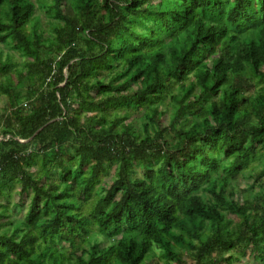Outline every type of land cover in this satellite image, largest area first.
<instances>
[{"label": "trees", "instance_id": "1", "mask_svg": "<svg viewBox=\"0 0 264 264\" xmlns=\"http://www.w3.org/2000/svg\"><path fill=\"white\" fill-rule=\"evenodd\" d=\"M0 44V264H264V0H0Z\"/></svg>", "mask_w": 264, "mask_h": 264}, {"label": "rangeland", "instance_id": "2", "mask_svg": "<svg viewBox=\"0 0 264 264\" xmlns=\"http://www.w3.org/2000/svg\"><path fill=\"white\" fill-rule=\"evenodd\" d=\"M42 11H39V13H41ZM43 13V12H42ZM0 52L2 53V56L3 58H5V56L7 55L8 52H10V48L8 47V45H5V44H0ZM14 58L17 59V61H21L22 60V57L16 52L14 54ZM5 102H6V97H0V106H4L5 105ZM132 120H133V124L135 127H138L140 128V125H141V121L143 120L142 118V114L141 112H137V111H132ZM168 114H166L164 116V122L167 123L168 122ZM259 160H256L255 161V164L257 165L256 167V170L257 169H260L262 166H260L261 164H259ZM252 171L254 172V170L252 169ZM53 172L56 173L57 172V168H53ZM113 173V172H112ZM249 173V172H248ZM247 173V174H248ZM138 175H140V168H138ZM109 179V176L105 177L103 181H106ZM240 188L243 189L245 187H249L250 183H251V178L248 177V176H245V177H242L241 180H240ZM98 186H96L97 188ZM259 189V186H255V190ZM17 196L16 192L14 191V198L15 199ZM26 206L27 204L23 207V208H18V207H15V211L17 212V214L19 215H23L26 211ZM90 240L91 241H94V240H97L99 242H101L102 244L104 243H107L109 241H111L112 239H106V237L102 234H100L97 230L96 227H94L92 230H91V233H90ZM187 264H193V260L188 258V261H187ZM234 264H262L261 262L259 261H255L253 258L251 257H245V258H242V259H239V260H236L234 262Z\"/></svg>", "mask_w": 264, "mask_h": 264}, {"label": "water", "instance_id": "3", "mask_svg": "<svg viewBox=\"0 0 264 264\" xmlns=\"http://www.w3.org/2000/svg\"><path fill=\"white\" fill-rule=\"evenodd\" d=\"M38 132V131H37Z\"/></svg>", "mask_w": 264, "mask_h": 264}]
</instances>
